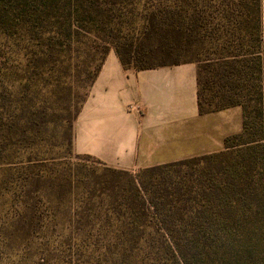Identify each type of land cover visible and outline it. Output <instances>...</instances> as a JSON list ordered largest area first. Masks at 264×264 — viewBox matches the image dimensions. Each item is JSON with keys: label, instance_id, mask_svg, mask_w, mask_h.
I'll list each match as a JSON object with an SVG mask.
<instances>
[{"label": "trees", "instance_id": "obj_1", "mask_svg": "<svg viewBox=\"0 0 264 264\" xmlns=\"http://www.w3.org/2000/svg\"><path fill=\"white\" fill-rule=\"evenodd\" d=\"M198 68L220 152L136 173L73 150L107 56ZM0 264H264V0H0Z\"/></svg>", "mask_w": 264, "mask_h": 264}, {"label": "crops", "instance_id": "obj_2", "mask_svg": "<svg viewBox=\"0 0 264 264\" xmlns=\"http://www.w3.org/2000/svg\"><path fill=\"white\" fill-rule=\"evenodd\" d=\"M197 72L125 69L111 51L74 123V153L135 173L222 151L242 131V109L201 115Z\"/></svg>", "mask_w": 264, "mask_h": 264}, {"label": "rangeland", "instance_id": "obj_3", "mask_svg": "<svg viewBox=\"0 0 264 264\" xmlns=\"http://www.w3.org/2000/svg\"><path fill=\"white\" fill-rule=\"evenodd\" d=\"M240 108V107H239ZM234 111V113H235V110H233ZM233 119H234V115H233ZM88 164L89 165H92V166H95V167H97V168H99V169H102L103 168V165H100L99 163H97L96 161H90V162H88ZM138 172V171H137ZM136 173V172H135Z\"/></svg>", "mask_w": 264, "mask_h": 264}]
</instances>
